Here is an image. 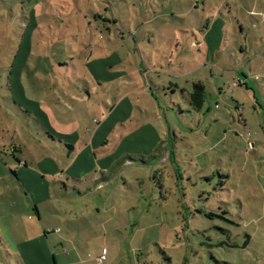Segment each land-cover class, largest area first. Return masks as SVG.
Here are the masks:
<instances>
[{"label": "rangeland", "instance_id": "1", "mask_svg": "<svg viewBox=\"0 0 264 264\" xmlns=\"http://www.w3.org/2000/svg\"><path fill=\"white\" fill-rule=\"evenodd\" d=\"M33 26L40 30L29 37ZM100 47L111 63L121 59L106 68L104 90L76 80L73 67ZM198 82L204 99L195 109L189 95ZM78 89L94 90L96 100L131 99L134 123L163 122L168 141L152 153L133 147L105 158V168L99 159L95 174L77 180L30 165L42 180L15 184L9 168L18 160L67 157L45 147L52 142L39 137L36 112L62 111L60 131L80 127V137H88L82 128L94 137L91 122L67 125L68 107L97 102ZM65 92L76 102L57 103ZM100 257L264 264V0H0V264Z\"/></svg>", "mask_w": 264, "mask_h": 264}, {"label": "crops", "instance_id": "2", "mask_svg": "<svg viewBox=\"0 0 264 264\" xmlns=\"http://www.w3.org/2000/svg\"><path fill=\"white\" fill-rule=\"evenodd\" d=\"M147 21L148 23H150V18H147ZM39 30L40 28L38 26H33V31L30 29V31H28V36H32L36 31ZM99 50L100 56L97 55V58H86L81 61L79 66L77 64V66L73 65V67L76 71V80L78 79V81H81L86 87L93 86V82L97 81L99 86L103 87L104 90L106 88H104L102 80L104 82V79L106 80L109 78L108 73L106 72V68H111L113 64L120 65L121 59L117 58V61L115 63H111L110 60L105 59V57H107V52L105 51L106 49L100 47ZM124 77L130 82H133L131 75H120V79ZM63 80L66 81L68 80V78H64ZM71 83L72 82L69 81L70 86ZM54 85L55 87H57L58 85V81L56 79H54ZM62 85H64V83H61V86ZM84 92L86 93V95H81L78 89L77 94L82 98H92V100L97 101L96 104H89L86 100H82V103L84 104V106H86V108H84L83 111V106L81 102H79L81 106L80 112L76 111V109L74 110L68 107L65 110L67 112L65 113V115H67L69 120L67 122V125L72 126L73 123L78 120L79 122L80 120L84 121L86 126L91 122L92 126L96 128L94 137L89 140L90 131L83 128L81 129V131H87L88 137H80L79 133L75 132L80 129V127L76 130L71 129L70 131H60L58 126L60 123L59 119L63 113L62 111L57 112L56 114L49 111L36 112L38 116L32 118V120L36 124L37 131H39V137H42L43 135L46 136L45 134H48L49 136L46 137L50 142H52V146L50 143L49 145L46 144L45 147L50 150H60V152L67 150V157L60 156L62 159L61 161L60 159H58V157L47 158L45 154H40L38 157L32 158L33 161L31 164L25 160H18L13 168H9V172L10 170H14L16 172V178L18 179V182L14 179V177L11 176L15 184H19L22 188L26 189L24 185L26 181L28 183H35L42 180V177L39 174L41 172L44 173V176L51 175V177H54L53 174L58 175V173L59 177L67 176L68 178H73V176L75 177L77 174L82 173V175L89 177L96 173V170H94L93 168L95 167V163H97L99 159V161H101L102 159L100 165H103L102 168H105L107 166L106 160H104L105 158H107V160L109 161H113L117 158L119 159L125 152H135L132 151L134 150L133 147L137 148L138 152H140V150H144L148 153H152L159 147V145L168 141H165V138L167 135H169V132L167 131V128L165 127L163 122L158 123L156 122V119H144L145 123H134L135 118L131 117V113L136 107L132 104L131 99L125 98L119 101L117 99H113L112 95L110 94L106 97L103 96L102 100H96L91 95L94 90L91 89L90 93L89 90H84ZM62 96L63 98L59 97V100L56 98L55 101L59 103L63 99H70L72 102H76L73 99V96H70L69 93L65 92ZM150 97H153L152 94H150ZM14 105L18 108H21L19 103L16 104L14 102ZM138 110L140 112L142 111L141 109ZM21 111L26 116H34L29 110H25V108L23 110L21 109ZM159 127L161 128L159 129ZM157 129H159V131ZM155 131L156 133L159 132L162 138H157ZM55 132L59 134H55ZM112 133L113 136H111L110 139H112L115 143L118 142V144H116L117 146L115 150L110 151L114 148V145H111L112 148L105 147L107 146L106 144L109 143V141L105 139V136H109ZM37 143L41 144L40 142ZM65 145H69L72 148L68 149L65 147ZM30 165L35 166L39 173H37L36 171L31 172L29 169ZM7 174L5 175L6 178H8ZM11 178L10 182H12ZM73 179L77 180L75 178ZM50 185V183L48 184L46 182H43V185L41 186L43 190L46 188L45 191L47 192Z\"/></svg>", "mask_w": 264, "mask_h": 264}, {"label": "trees", "instance_id": "3", "mask_svg": "<svg viewBox=\"0 0 264 264\" xmlns=\"http://www.w3.org/2000/svg\"><path fill=\"white\" fill-rule=\"evenodd\" d=\"M193 90L192 93L189 95L190 96V105L195 108V109H200L202 104H203V99H204V90L201 85V83H194L192 85ZM47 137L49 136L48 134H45ZM169 136V135H168ZM66 148H72L69 145H65ZM172 153H170V156ZM11 175L14 177V179L18 182V179L16 178V172L14 170H10ZM206 218L212 219L213 213L208 212L204 214ZM46 235V233H44Z\"/></svg>", "mask_w": 264, "mask_h": 264}, {"label": "built area", "instance_id": "4", "mask_svg": "<svg viewBox=\"0 0 264 264\" xmlns=\"http://www.w3.org/2000/svg\"><path fill=\"white\" fill-rule=\"evenodd\" d=\"M97 262L101 264L103 262V257L98 258Z\"/></svg>", "mask_w": 264, "mask_h": 264}]
</instances>
